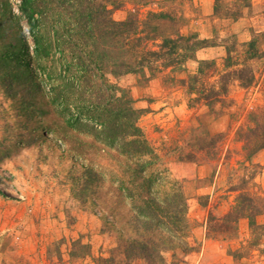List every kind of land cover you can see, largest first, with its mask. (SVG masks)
Instances as JSON below:
<instances>
[{
    "label": "rangeland",
    "instance_id": "rangeland-1",
    "mask_svg": "<svg viewBox=\"0 0 264 264\" xmlns=\"http://www.w3.org/2000/svg\"><path fill=\"white\" fill-rule=\"evenodd\" d=\"M0 1L20 17L32 52L20 0ZM84 1V8L106 6L117 22L167 14L172 21H162V35L206 42L184 50L191 57L173 67L160 60L140 73L107 76L142 111L136 125L156 157L147 175L177 182L186 201L185 248L166 250L155 264H264V166L255 162L259 152L247 157L254 148L247 138L264 132V0H250L248 8L237 0ZM6 25L0 57L19 30ZM253 39L258 56L248 60ZM227 49L232 67L224 70ZM200 52L217 63L219 75L195 83ZM14 72L0 68V264H153L125 257L122 248L138 237L133 208L136 195H146L136 187L141 180L132 184L124 158L106 149L98 125L67 127ZM249 77L252 84L243 86ZM223 84L226 96H214ZM242 206L252 224L224 222Z\"/></svg>",
    "mask_w": 264,
    "mask_h": 264
},
{
    "label": "trees",
    "instance_id": "trees-1",
    "mask_svg": "<svg viewBox=\"0 0 264 264\" xmlns=\"http://www.w3.org/2000/svg\"><path fill=\"white\" fill-rule=\"evenodd\" d=\"M237 1L241 7L250 6V0ZM84 2L20 0L18 10L26 20L28 34L34 44L32 52L20 25V17L14 14L8 1L1 2L0 39L4 40L7 32L6 22L17 24L19 30L0 57V68L15 69L17 79L24 80L30 86L31 98L41 93L45 105L52 106V114L67 127L88 126L89 123L100 127L98 135L103 136L106 149L124 158L125 172L129 173L132 184L135 179H140L136 187L146 193L143 197L136 195L138 203L133 211L134 230L138 237L125 242L122 247L124 255L155 264L162 259V253L166 250L185 248L186 201L177 182H164L158 178L159 175L154 181L151 174H148L149 180L146 178L147 170L156 157L142 130L136 125L142 111L134 109L127 92L113 85L107 76L140 73L145 68L152 69L160 60L164 68L173 67L182 59L191 57L182 55L184 50L194 51L206 42L196 41L189 45L193 37L162 35V21H172L164 13H150L144 21L129 17L117 22L106 6L84 8ZM50 3L52 7H49ZM218 10L216 6L215 11ZM158 40L157 49L147 47V42ZM257 43V39L248 43V60L258 56ZM226 51L224 70L232 67L230 51ZM209 73L219 75L217 63L200 60L197 71L190 78L198 83L199 78ZM227 77L223 75L222 80ZM253 80L249 77L243 86L251 85ZM220 89V92H214V96L226 94L224 84ZM12 92L14 98L16 93ZM118 92L120 95H117ZM41 113L43 116L47 114L44 110ZM260 128L264 130V125ZM251 138L254 148L247 157L264 149V132L251 134L247 139ZM129 196L134 198L132 193ZM245 201L252 205L251 197L245 198ZM247 208L242 206L231 210L224 222L237 223L241 218L251 221L252 218L246 213ZM235 213L239 215L234 219Z\"/></svg>",
    "mask_w": 264,
    "mask_h": 264
},
{
    "label": "crops",
    "instance_id": "crops-1",
    "mask_svg": "<svg viewBox=\"0 0 264 264\" xmlns=\"http://www.w3.org/2000/svg\"><path fill=\"white\" fill-rule=\"evenodd\" d=\"M197 58L198 59H201V60H205L206 58H208L207 56H203V55H200L202 54L201 52L200 53H197ZM211 54V53H210ZM255 162H257L258 164H260L261 166H264V149L261 150L256 156H255ZM259 183L261 185L264 186V172L262 173L261 175V178H259Z\"/></svg>",
    "mask_w": 264,
    "mask_h": 264
}]
</instances>
